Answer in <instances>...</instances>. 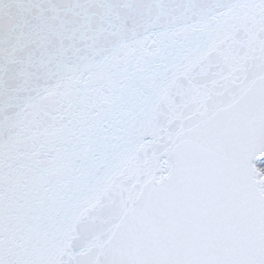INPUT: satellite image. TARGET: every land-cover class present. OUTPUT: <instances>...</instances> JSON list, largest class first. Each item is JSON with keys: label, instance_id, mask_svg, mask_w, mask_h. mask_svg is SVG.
<instances>
[{"label": "snow or ice", "instance_id": "obj_1", "mask_svg": "<svg viewBox=\"0 0 264 264\" xmlns=\"http://www.w3.org/2000/svg\"><path fill=\"white\" fill-rule=\"evenodd\" d=\"M0 264H264V0H0Z\"/></svg>", "mask_w": 264, "mask_h": 264}]
</instances>
